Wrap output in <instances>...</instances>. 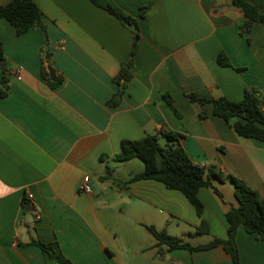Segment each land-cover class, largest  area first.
<instances>
[{
  "label": "crops",
  "instance_id": "0c3cea01",
  "mask_svg": "<svg viewBox=\"0 0 264 264\" xmlns=\"http://www.w3.org/2000/svg\"><path fill=\"white\" fill-rule=\"evenodd\" d=\"M34 1L47 26L51 63L43 59V32L18 34L0 18L10 63L5 82L0 69V264H59L36 240L75 264H234L221 245L158 255L148 229H165L192 245L226 239V214L239 204L230 177L213 179L222 196L200 188L199 215L181 191L158 180L125 185L145 164L114 156L123 139L157 134L165 144L166 132H179L194 163L234 174L264 198V140L239 134L236 118L228 122L212 103L188 97L240 101L255 87L264 103V23L243 34L246 14L233 0ZM246 1L264 15V0ZM106 5L134 17L141 34L133 77L116 105L110 104L115 77L130 57L134 33ZM221 52L231 65L220 62ZM48 65L63 79L56 87ZM86 175L90 193L80 190ZM236 241L241 264H264V238L241 225Z\"/></svg>",
  "mask_w": 264,
  "mask_h": 264
},
{
  "label": "trees",
  "instance_id": "16d2710c",
  "mask_svg": "<svg viewBox=\"0 0 264 264\" xmlns=\"http://www.w3.org/2000/svg\"><path fill=\"white\" fill-rule=\"evenodd\" d=\"M94 1L97 2L96 0ZM233 3L241 7L246 14V20L241 24V32L243 34H250L255 22L264 23V15L248 1L233 0ZM105 8L122 20L124 24L132 27L134 33L130 57L122 63L120 72L115 77L118 89L113 99L110 100V104L116 105L122 99L127 84L133 77L135 57L141 34L138 21L134 17L120 12L110 5H106ZM146 9L147 7L142 9V16H144ZM1 17L10 21L16 27L18 34L27 32L32 28L43 32L46 38L42 49L43 59L48 63L52 62L48 48L47 26L43 21L42 12L34 0H10L5 4H0ZM248 40L251 41V38L248 37ZM224 56V53L221 52L220 62L224 65H231L228 58L223 60ZM0 69L3 72L2 81L5 82L7 73L10 70V63L5 55L2 41H0ZM42 72L45 76L49 75L45 65L42 67ZM62 81L63 79L58 77L51 84L56 87ZM163 97L174 112L180 116V112L174 105L172 95L165 93ZM188 97L191 101L199 102L202 105L212 103L214 114L228 122L232 118H236L234 128L239 134L264 140V103L261 90L255 87H247L244 98L240 101H232L226 97L210 99L199 97L192 93L188 94ZM200 116L205 117L206 114L202 112ZM164 136L166 139L165 144L161 143L157 134H148L140 139L126 138L121 141L120 150L114 156L115 160L126 161L138 157L145 164L144 170L135 174L125 185L141 179L158 180L169 189L181 191L195 207L197 213L202 215L204 203L198 195L200 188L212 187L216 193L222 196L220 190L214 185L213 179L223 181L228 176L235 185V193L239 204L236 207H232L226 214L228 221V237L226 239L214 238L209 243L192 245L182 238L170 235L165 229H158L153 225L148 226V229L156 239L155 246L158 248V255H162L165 249L168 251L179 248L199 250L221 245L231 255L234 264H241L240 252L236 241L238 228L242 225L247 232L255 233L258 237L264 238V198L257 190L234 174H227L216 166L205 168L194 163L181 144L182 133L170 131L166 132ZM103 158L104 156H102ZM107 175H111L109 169ZM23 205L25 210L32 209L27 196H24ZM34 243L57 260L59 264H75L64 253L56 251L51 244L40 240H36Z\"/></svg>",
  "mask_w": 264,
  "mask_h": 264
},
{
  "label": "built area",
  "instance_id": "2783aa9c",
  "mask_svg": "<svg viewBox=\"0 0 264 264\" xmlns=\"http://www.w3.org/2000/svg\"><path fill=\"white\" fill-rule=\"evenodd\" d=\"M80 190H81L82 192H86V193H90V192L92 191V188H91V185H90V176H89V175H86V176L84 177V181H83L82 185L80 186ZM28 197H29L30 199H32V198H33V194L30 193V194L28 195Z\"/></svg>",
  "mask_w": 264,
  "mask_h": 264
},
{
  "label": "water",
  "instance_id": "95a60500",
  "mask_svg": "<svg viewBox=\"0 0 264 264\" xmlns=\"http://www.w3.org/2000/svg\"><path fill=\"white\" fill-rule=\"evenodd\" d=\"M48 70H49V73H50V78L52 80H56L57 79L56 70L54 69V67L52 65H48Z\"/></svg>",
  "mask_w": 264,
  "mask_h": 264
}]
</instances>
